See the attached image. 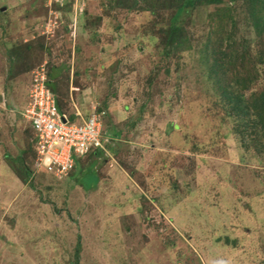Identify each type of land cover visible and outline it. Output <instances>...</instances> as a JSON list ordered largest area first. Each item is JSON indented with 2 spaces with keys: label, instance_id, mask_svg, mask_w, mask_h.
<instances>
[{
  "label": "rangeland",
  "instance_id": "obj_1",
  "mask_svg": "<svg viewBox=\"0 0 264 264\" xmlns=\"http://www.w3.org/2000/svg\"><path fill=\"white\" fill-rule=\"evenodd\" d=\"M148 1L158 5L0 0V264H77L78 244L79 264H264V133L250 110L264 90L262 11L247 0ZM173 24L190 40L168 58ZM14 50L28 69L15 77ZM231 51L235 65L221 68ZM40 68L67 115L98 109L115 138L63 179L28 148L22 114Z\"/></svg>",
  "mask_w": 264,
  "mask_h": 264
},
{
  "label": "built area",
  "instance_id": "obj_2",
  "mask_svg": "<svg viewBox=\"0 0 264 264\" xmlns=\"http://www.w3.org/2000/svg\"><path fill=\"white\" fill-rule=\"evenodd\" d=\"M51 89L44 68L31 75L28 101L23 118L31 122L36 166L58 179L67 177L77 162L106 151L104 138V113L92 109L86 117L77 111L63 113Z\"/></svg>",
  "mask_w": 264,
  "mask_h": 264
},
{
  "label": "trees",
  "instance_id": "obj_3",
  "mask_svg": "<svg viewBox=\"0 0 264 264\" xmlns=\"http://www.w3.org/2000/svg\"><path fill=\"white\" fill-rule=\"evenodd\" d=\"M142 1H143L144 4H149V2H150L148 0H117V2L115 3V8L134 10L138 6V4L141 3ZM156 1L158 2V0H156ZM221 1L222 0H172L171 7L173 6L172 8L173 9L175 8L174 10H184V9H192V8L197 7V6L216 5V4L221 3ZM247 3L249 5H251V4L254 5V7L260 8L261 11H262V14L257 13V16H260V17H258L257 20H259V21L255 22V25H254L257 33L262 35L264 33V22H261V21H264V0H247ZM155 5H158V4H153L152 2H150V5H149L148 9L149 10L155 9V7H156ZM142 9H144V7ZM184 27L185 26L183 24L170 25L169 31H168V33H166L167 34V38H166L165 43L163 45L164 46L163 54L165 56H167L168 58L172 54H175L177 52H181L184 49V45H186V43L189 42L190 39L186 36V35H188V33L186 31L187 28L184 29ZM25 49H26V51H25L26 53L25 54L30 53L29 51L33 50V45L31 43L26 44V46L24 47V50ZM18 50L19 49H17V51ZM22 54H23L22 51L21 52L20 51L16 52L15 50L13 52L11 51V53L9 54V61H10V66H11L9 72H10L11 76L13 75V77L18 75L14 71L13 67H17V66H19L17 68L23 67L24 69L21 68L20 70H17L18 72H21V73H24V72H26L28 70L26 65L24 64V61H25L24 55L25 54L23 56H22ZM262 57L264 58V55ZM234 58H236V53L234 51H231L230 58L229 59L226 58V60L224 62V65L221 66V68H225L226 64L234 66L235 65ZM262 62H264V59L262 60ZM218 64H219V61L217 60L215 62V64H214V66H217ZM235 82H237L239 85L243 84L241 89L248 88V86H249V85H247L248 84L247 82H245V83H244V81L241 82L240 78L236 79ZM51 89L57 95V98H58L57 101H58V104H59V108L64 113L65 110H63L60 107L59 96L57 94L55 86L51 85ZM225 96H226V98L228 99L229 102H232L235 99V97H230L227 94H225ZM250 105H251L250 106V110L253 111V115H254V118H255L254 122L257 124L258 128H261L260 131L262 133H264V90H262L261 92H259L257 94L251 95ZM103 109L106 110L105 107H103ZM143 111H144V107H142V109H141L142 113H143ZM142 113H141L140 116H138V119L139 118L141 119L143 117ZM71 117H73V113L71 114ZM31 135H32V137L29 140L30 144H29L28 148H29V151L32 154V156L36 157L35 151L33 149V144L31 142L33 140V137H34L33 133H31ZM113 140H115V138H113L112 136H109L107 133L104 132L103 143H104V146H105L106 150H109V151L112 150V146H113L112 142H113ZM244 146L246 147V144H244ZM101 152L103 153V152H106V151L99 150V151L96 152L95 155H92V156H96V155H98ZM4 159L8 163L10 168L21 179L23 178V176H22L23 174L25 175L23 179H27L26 177H30L31 176L32 173L30 172L29 167L25 163L26 160L22 157V155H18L17 157H13L9 152H5ZM82 161L84 162V160H81V161L77 162L76 167L74 168V170L77 168L78 164L80 162H82ZM21 170H23V171H21ZM74 170L71 171L70 175H73ZM22 172H23V174H22ZM231 244H235V242L232 241ZM80 247H81V245L78 244V246L76 248L77 251L75 252L76 253L77 264H79Z\"/></svg>",
  "mask_w": 264,
  "mask_h": 264
},
{
  "label": "clouds",
  "instance_id": "obj_4",
  "mask_svg": "<svg viewBox=\"0 0 264 264\" xmlns=\"http://www.w3.org/2000/svg\"><path fill=\"white\" fill-rule=\"evenodd\" d=\"M30 79H31V76H30ZM30 82H31V80H30ZM29 90H30V86H29V89H28V96H29ZM27 101H28V98H27ZM27 104V103H26ZM90 114V113H89ZM22 117H23V115H22ZM25 120V119H24ZM26 121V120H25ZM39 169H41V168H39ZM43 170V169H42ZM45 171V170H44Z\"/></svg>",
  "mask_w": 264,
  "mask_h": 264
},
{
  "label": "crops",
  "instance_id": "obj_5",
  "mask_svg": "<svg viewBox=\"0 0 264 264\" xmlns=\"http://www.w3.org/2000/svg\"><path fill=\"white\" fill-rule=\"evenodd\" d=\"M13 173V172H12Z\"/></svg>",
  "mask_w": 264,
  "mask_h": 264
}]
</instances>
